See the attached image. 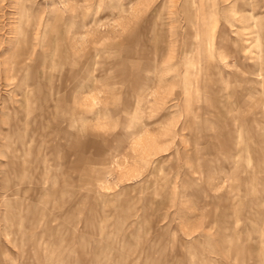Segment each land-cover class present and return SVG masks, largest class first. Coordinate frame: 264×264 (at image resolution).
Instances as JSON below:
<instances>
[{
    "label": "rangeland",
    "instance_id": "1",
    "mask_svg": "<svg viewBox=\"0 0 264 264\" xmlns=\"http://www.w3.org/2000/svg\"><path fill=\"white\" fill-rule=\"evenodd\" d=\"M263 254L264 0H0V264Z\"/></svg>",
    "mask_w": 264,
    "mask_h": 264
},
{
    "label": "crops",
    "instance_id": "2",
    "mask_svg": "<svg viewBox=\"0 0 264 264\" xmlns=\"http://www.w3.org/2000/svg\"><path fill=\"white\" fill-rule=\"evenodd\" d=\"M232 122H233V121H232ZM199 193H200V194H199ZM201 194H202V190H201V188H200V192H198V194H197V199H196V202H195L196 209H195L194 216H195V214L197 215L199 212L205 213V212L208 210V208H210L207 204H206V205L201 204V201H200V200H201V196H200ZM211 208H213V207H211ZM213 209H214V208H213ZM206 215H207V217H211L212 213H211V212H208ZM199 218H201V220L199 221V225L201 226L202 223L204 224V222H205L206 220L203 221L204 216H203V217H199ZM212 221H213V220H212ZM214 221H215V219H214ZM214 221H213V222H209L210 224L206 225L202 231L204 232V230H205V231H207L206 234H209L210 227H211L212 225H214ZM207 222H208V221H207ZM194 223H195V221H194ZM205 224H207V223L205 222ZM213 228H214V227H213ZM202 231H200V232H202ZM196 232L198 233V231H196ZM200 236H201V238H202L201 233H200ZM198 241H199L201 244H200ZM197 242H198V244L200 245V249L202 248L201 250H204V247H205L207 244L204 243V242H201L200 240H197ZM203 245H204V247H203Z\"/></svg>",
    "mask_w": 264,
    "mask_h": 264
},
{
    "label": "bare ground",
    "instance_id": "3",
    "mask_svg": "<svg viewBox=\"0 0 264 264\" xmlns=\"http://www.w3.org/2000/svg\"><path fill=\"white\" fill-rule=\"evenodd\" d=\"M211 209V208H210ZM213 209V208H212ZM206 215V214H205ZM207 216V215H206ZM104 222V221H103ZM205 223V222H204ZM205 225V224H204ZM208 225V224H207ZM101 228V233H102V231H103V228L102 227H100ZM197 231V230H196ZM199 232H200V230H199ZM199 242V241H198ZM200 243V242H199ZM201 244V243H200ZM204 246V245H203ZM210 248V247H209ZM202 249V248H201ZM200 249V250H201ZM229 256V255H228ZM263 256H264V254H263ZM261 258V257H260ZM263 261V260H262Z\"/></svg>",
    "mask_w": 264,
    "mask_h": 264
}]
</instances>
